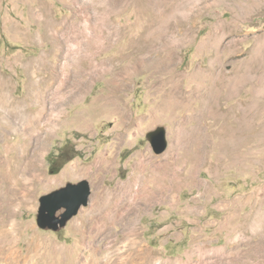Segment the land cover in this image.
Here are the masks:
<instances>
[{
    "label": "rangeland",
    "instance_id": "1",
    "mask_svg": "<svg viewBox=\"0 0 264 264\" xmlns=\"http://www.w3.org/2000/svg\"><path fill=\"white\" fill-rule=\"evenodd\" d=\"M62 26L86 29L83 40L69 43L81 44L83 69L97 71L80 99L66 107L67 121L46 140L42 170L33 171L35 159L24 162L30 181L22 184L24 173L11 194L10 186L0 191V264H83L92 244L103 248L102 261L133 247L129 252L150 250L152 264H264L256 241L264 230L256 222L264 215V98L254 118L250 107L262 88L257 75L234 96L217 98L211 109L193 95L208 86L210 77L201 72L214 63L228 79L253 65L264 73V0H0V93L30 102L31 80L52 83L43 69L55 72L68 62L66 73H75L80 64L69 58L76 55H63L46 36ZM142 41L164 54L146 66L141 60L139 67L138 57H149ZM165 61L169 69L162 67ZM171 88L184 96L164 110L161 99ZM234 116L248 126L227 136L222 120ZM16 124L0 108V160L8 156L19 167L25 140ZM159 126L166 127L169 141L162 155L147 138ZM51 153L53 160L60 153L74 159L53 174ZM84 180L92 189L88 206L59 232L40 229V198ZM129 182L144 185V199L153 200L142 206L135 234L116 226L101 242L91 232L96 194Z\"/></svg>",
    "mask_w": 264,
    "mask_h": 264
},
{
    "label": "bare ground",
    "instance_id": "2",
    "mask_svg": "<svg viewBox=\"0 0 264 264\" xmlns=\"http://www.w3.org/2000/svg\"><path fill=\"white\" fill-rule=\"evenodd\" d=\"M50 25H51L50 26L51 31L56 30L57 26L54 23H51ZM50 30L47 31L46 36L49 38L52 37L54 39V42H56L57 46H59L63 55L66 53L76 55L75 57L74 56L71 57L72 59L69 58L71 64H74V65L80 64V65L77 66L76 70L74 69L75 73L73 75H69L66 73L68 69L71 67L68 62H64L62 66H60L61 65L60 64L59 65L60 67L55 72H51L52 70L49 71L50 68L43 69L41 74L49 73L51 78L47 80V83L52 82L51 83L52 85L46 84L45 78H42L41 80H38V81L31 80L29 83L30 102L13 100L8 95L9 93L7 94L5 93V91H2L0 93V108L3 107L5 109V113L7 114V117L9 118V120H13L17 123L16 124L17 131L21 133L22 135H24V140H25V142L22 144V149L19 155L20 156L19 159L21 160L20 163L22 165H19V167H17L16 165L12 163V160L8 156L6 159L0 160V191L6 186L8 187L10 186L9 187L10 194L12 191H14L17 188V186H19L18 179L21 174L25 173L24 175H22L24 180L20 179V181H22V184L25 181L26 183L24 185H26L28 181H30V179L27 176L32 175V172H29L27 170L25 172L24 167H23L24 162L30 159L31 160L35 159L34 160L35 168L33 171L37 172V170L40 169L42 165L40 157L46 148L45 147L46 140L50 137L51 133L58 126L64 124L67 121L68 116H66V107L70 106V104L80 99V97L86 92L90 81L93 79L94 74L97 71V68L92 67V66H90L87 69H83L84 60L80 59L82 57L80 56V52H79L81 51L80 50L81 44L78 43V45L75 46L69 43L70 41L80 42V40H83L85 37L86 29L79 27V26L78 27L74 26L72 30H65V27L62 26L61 30H57L58 31L57 35L56 34L52 35L50 33ZM146 42L142 41L141 47L144 46L145 48L146 46L148 50V47L150 48L152 44L148 46V42L147 43ZM145 53H147L150 58L147 57V55L145 56L144 53L143 55H141L142 58H139L141 57L139 56L137 60V65L139 67H141V65H139L138 62H141V60L144 61L145 66H146L148 61L152 60L151 58L153 56L156 59V57H159L160 55L162 56V54H164L163 50L156 52L155 50L152 51L151 49H149ZM259 63L261 66L262 65L261 59L259 60ZM151 64H153V62ZM170 65L171 64L169 61H165L162 67H164L165 69H169ZM84 66H85V63H84ZM257 68L258 67H254L253 65V67L250 68V71L247 74H242L240 71H233L232 78L228 79L227 75L221 69L220 65H216L214 63L208 69L207 73L201 72V76L207 75L206 77H210V80H204V82H206L208 86L203 90L201 89V90L196 91L195 93H193V95L206 99L209 102V103L206 102V106L208 108L214 107L212 106V104L216 102L215 100L217 98L222 97L225 93L227 95L230 94L234 96L241 89V87L243 86V83L246 80L248 81V79L252 77V74H256L258 84H260L262 88L257 89L255 99L251 102V105H250V107L252 108V115H253L252 117L254 118L255 116H257L256 113H258V110L262 104V99L264 98V76H263L264 73L262 74L261 72V69L263 67L259 69ZM121 70H123L121 71V74H124L125 73L124 68H122ZM171 82L173 83V80ZM44 83H45V86L42 87L41 85H43ZM174 85L172 84V88H174ZM172 88L167 93V95L161 99V104H162L161 107H163L164 110H170L174 108L176 104L181 102L179 100L180 95L184 96V94L181 93V90L179 88H176V89H172ZM173 96H175L174 100L172 99ZM36 103H38V106H37L38 108L34 109L33 106H35ZM233 107H234L233 108V111H234L236 106H233ZM218 111L220 110L214 111L213 113L217 115ZM237 118L238 117L236 116H234V119L229 118V120H227L226 118L222 120L223 118L222 119L220 118L222 121H224L222 123V126H223L222 132L225 135L228 136L231 134L233 136H236L240 130L242 131L244 126L246 127L248 126L246 125L247 124L246 120L242 118H239V119ZM260 127L264 129L263 125ZM235 139L236 138L232 137V140L235 141ZM6 163L8 164L7 169L1 170L3 165H5ZM40 181H42L41 178H40ZM145 192H147V190L144 187V185L140 184L139 187H135L134 182L120 184L115 189L102 188L101 190H99L94 199L95 204L92 210L94 214H93V220L91 222L92 224L91 232L94 235H96V238H98L101 242H106L109 236L111 234H114L116 226L121 227L122 231L127 234L128 233L135 234L139 230L136 219L140 215V213L143 211L142 206L150 205L154 197V196L152 197L147 196L146 199H144ZM164 192H165V188L162 189V192L160 195H164ZM133 193H134V196H133ZM263 217L264 215L262 214V215H258L256 218V222L260 226L264 224ZM134 236H137V235H134ZM256 239L258 243L257 256L258 258H261V263H262V261L264 260V230L260 231L257 234ZM133 243L135 244V242ZM131 248L124 251V253H121L118 255L116 254L109 255L107 256L105 260L102 261L100 259V256L104 252L103 248L98 247V246L94 247V245L92 244L91 254L85 257V262L83 264H152L153 256H152V253H150V250L146 251L145 249L144 250L139 249L140 251L138 250L135 252L133 251L129 252L130 250H132ZM198 250L202 251V249H198ZM202 258L201 260L211 259L210 257L209 258L202 257Z\"/></svg>",
    "mask_w": 264,
    "mask_h": 264
},
{
    "label": "water",
    "instance_id": "3",
    "mask_svg": "<svg viewBox=\"0 0 264 264\" xmlns=\"http://www.w3.org/2000/svg\"><path fill=\"white\" fill-rule=\"evenodd\" d=\"M147 138L157 155L164 154L169 147L167 129L159 126L147 134ZM92 189L88 181L69 183L40 198L37 224L42 230L59 232L66 228L82 207L88 206Z\"/></svg>",
    "mask_w": 264,
    "mask_h": 264
},
{
    "label": "trees",
    "instance_id": "4",
    "mask_svg": "<svg viewBox=\"0 0 264 264\" xmlns=\"http://www.w3.org/2000/svg\"><path fill=\"white\" fill-rule=\"evenodd\" d=\"M50 158V171L53 174L59 173L62 168L68 163L69 161L73 160L74 157H69L65 153H60L55 160L52 159V153L49 155Z\"/></svg>",
    "mask_w": 264,
    "mask_h": 264
}]
</instances>
